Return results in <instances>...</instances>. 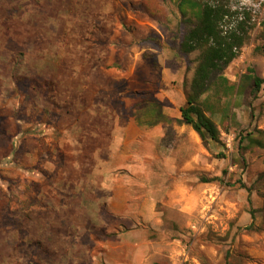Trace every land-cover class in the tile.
I'll return each mask as SVG.
<instances>
[{
    "label": "rangeland",
    "instance_id": "obj_1",
    "mask_svg": "<svg viewBox=\"0 0 264 264\" xmlns=\"http://www.w3.org/2000/svg\"><path fill=\"white\" fill-rule=\"evenodd\" d=\"M201 1L0 0V264H38L39 255L51 250L39 239L47 230L69 235L68 241L54 242L63 249L71 246L70 236L86 237L100 227L65 208H52L53 225H45L53 215L44 211L36 223H28L35 215L29 207L45 196L42 187L61 185L57 175L43 174L46 158L59 169L61 107L75 105L76 75L83 71L79 60L97 57L98 72L112 76L118 92L132 55L173 51L187 94L198 51L182 53L178 45L196 22ZM225 2L248 13L252 24L236 58L199 99L211 112L225 157H215L219 143L202 142L209 169L189 177L191 209H176L158 226L149 251L155 261L264 264V148L249 146L245 138L264 131V53L257 50L264 44V0ZM253 75L263 79L256 94ZM214 176L219 180L203 181ZM32 186L36 194L29 193ZM29 235L38 241L36 259ZM44 258L41 264H49ZM51 260L56 264V258Z\"/></svg>",
    "mask_w": 264,
    "mask_h": 264
},
{
    "label": "crops",
    "instance_id": "obj_2",
    "mask_svg": "<svg viewBox=\"0 0 264 264\" xmlns=\"http://www.w3.org/2000/svg\"><path fill=\"white\" fill-rule=\"evenodd\" d=\"M151 51L157 54L150 52V57L142 50L132 55L118 92L112 76L98 72L97 57L79 60L83 71L76 75L75 105L61 107L59 169L46 158L43 174L57 175L61 185L42 187L45 196L29 207L35 215L28 223H36L44 211L53 215L45 225H53L52 208H65L100 227L86 237L70 236L71 246L63 249L54 242L68 241L69 235L47 230L39 239L51 250L39 255L38 264L42 257L49 264L52 257L56 264H152L149 251L158 226L176 209H191L188 180L196 170L209 169L206 149L198 133L181 121L187 94L179 83L178 57L163 48ZM28 189L37 193L33 186ZM28 237L36 259L38 241Z\"/></svg>",
    "mask_w": 264,
    "mask_h": 264
},
{
    "label": "trees",
    "instance_id": "obj_3",
    "mask_svg": "<svg viewBox=\"0 0 264 264\" xmlns=\"http://www.w3.org/2000/svg\"><path fill=\"white\" fill-rule=\"evenodd\" d=\"M197 8L196 22L188 28L178 45L182 53L198 51L187 100L180 108L181 121L189 124L204 144L219 143L220 148L215 157L224 158L225 147L219 139V130L199 104V99L215 77L220 76L236 58L249 38L252 24L248 13L232 10L225 0H202ZM257 50L264 53V44L258 46ZM252 78V92L256 94L263 79L255 75ZM245 138L248 139L249 146L264 148V131L257 130V135L248 133ZM216 180H219L218 176L203 181ZM261 197L264 208V192L261 193ZM152 264L168 263L154 261Z\"/></svg>",
    "mask_w": 264,
    "mask_h": 264
}]
</instances>
